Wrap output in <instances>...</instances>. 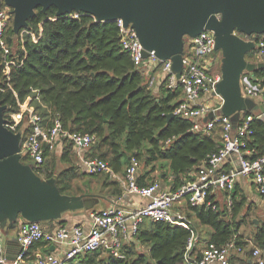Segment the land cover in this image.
Here are the masks:
<instances>
[{"label": "trees", "instance_id": "16d2710c", "mask_svg": "<svg viewBox=\"0 0 264 264\" xmlns=\"http://www.w3.org/2000/svg\"><path fill=\"white\" fill-rule=\"evenodd\" d=\"M236 33L254 41L264 37V34ZM187 40L188 37H184L185 45ZM5 41L11 50L9 57H17L19 65L10 67L8 82L12 88H9L0 51V87L3 88L0 101L7 105L4 118L13 120L12 113L20 110L18 103L33 107L45 126L58 116L63 128L96 136V142L86 149L85 157L103 160L118 173L124 172L131 156L151 165L138 175L139 185L154 181L150 176L154 170L153 162L166 160L172 175L169 185L175 189L193 179L192 173L197 166L222 145L221 124H216L206 135L190 131L192 123L188 119L176 115L167 119L166 115L182 99V89H170L162 81L159 94L153 93L143 68L135 66L130 54L122 47L116 21H96L91 15L74 12L57 16L55 6L45 11L38 7L27 27L18 34L13 32L10 20ZM252 74L256 77L264 75V66ZM244 114L253 112L245 111ZM250 126L253 133L248 148L255 150L251 157L264 156V120L254 117ZM15 131L21 132V141L26 137L30 131L26 117ZM167 140L169 142L165 143ZM59 145L52 150L44 146L40 164L26 155L21 156V161L30 164L42 178L55 176L61 193L75 195L72 181L79 172L77 165L72 163V145L66 140ZM57 153L68 166L55 173L48 160ZM101 185L108 189L105 193L108 196L120 197L123 193L118 181L111 178L109 182L102 181ZM258 195L264 199V195ZM231 197L230 209L189 204L182 208L191 220V230L200 235L199 225L209 228L203 246L207 242L223 245L233 237L238 243L246 244L239 234L240 224L246 216L240 215L245 197L235 188ZM58 222L64 223L63 220ZM190 229L145 219L139 225L136 239L123 245V258L97 250L81 256L79 264H187L184 252ZM252 240L264 251V221L257 225ZM137 243L145 245L147 252H138ZM200 250L195 245L190 254L199 257Z\"/></svg>", "mask_w": 264, "mask_h": 264}, {"label": "built area", "instance_id": "2783aa9c", "mask_svg": "<svg viewBox=\"0 0 264 264\" xmlns=\"http://www.w3.org/2000/svg\"><path fill=\"white\" fill-rule=\"evenodd\" d=\"M218 16V15H217ZM12 19L7 6L0 7V51L3 57V72L9 84L10 67L19 65L17 57L10 58L11 50L5 41V30ZM120 31L122 47L130 54L135 66L151 67L158 61L153 51L147 59L142 57V46L130 26H124L122 20H116ZM33 39H35L32 34ZM254 41V40H253ZM257 55L264 61V37L254 41ZM215 37L211 30H203L194 37H188L183 52V67L176 78L171 72V61H160L159 70L164 75L168 88L182 89V99L172 111L173 115L188 119L192 124L190 131L210 134L216 124H221L222 145L219 149L202 161L193 179L186 181L175 189L170 185L161 186L159 181L148 185L137 183L140 162L135 156L129 158L124 173L118 178L123 192L139 196L143 202L136 207L127 208L109 205L100 210L89 212V227L81 224H59L52 229L44 228L40 222L20 220L17 225L16 240L19 249L11 259L6 257L3 244V233L0 229V264H79L81 256L100 250L123 258L122 247L136 239L139 225L145 220L165 221L172 225L190 229L191 220L183 212L182 203L191 206L218 207V195L223 193L224 204L230 209L231 193L235 188L239 175L248 177L254 183L258 194L264 195V156L251 157L254 149L248 148L253 131L250 123L254 117L264 114V75L260 77L241 76L242 95L257 100L260 112L256 116L241 114L235 133H232L231 120L218 114L222 99L213 94L215 85L221 78L220 70L215 68L218 57L215 55ZM251 77V78H250ZM3 91V88L0 87ZM14 92V91H13ZM16 95V93L14 92ZM217 95L214 103H201L202 95ZM20 110L12 113V119H5V125L15 131L25 115L29 133L21 141L20 153L26 155L36 164L43 162L44 146L52 150L58 147L62 140L70 142L86 173L101 171L111 172L110 166L97 158H86L84 151L97 138L88 132H71L62 127L58 116L51 119L45 126L42 117L33 107L18 103ZM212 112L213 118L205 120ZM204 118V119H203ZM167 140L165 143H168ZM238 160V168L234 161ZM225 163L232 167L225 168ZM172 180V179H171ZM212 199L214 203H211ZM185 205V204H184ZM187 240L184 261L187 264H229L231 253L243 254L249 251L253 264H264V251L245 239L246 244H240L233 237L223 245L207 242L200 250L199 257H193L190 252L198 242V233L191 230ZM39 245L38 250L32 247ZM50 246L62 248L60 254L48 250ZM41 248L45 250L42 251Z\"/></svg>", "mask_w": 264, "mask_h": 264}, {"label": "water", "instance_id": "95a60500", "mask_svg": "<svg viewBox=\"0 0 264 264\" xmlns=\"http://www.w3.org/2000/svg\"><path fill=\"white\" fill-rule=\"evenodd\" d=\"M1 4L12 14L15 34L27 27L38 7L45 11L55 6L57 16L74 12L91 15L96 21L120 19L135 31L143 59L153 51L158 58L155 67L160 61L170 60L176 78L183 67L184 37L211 30L214 50L221 53V78L213 93L222 99L217 113L228 117L232 130H236L242 113L252 111L256 116L260 112L253 99L242 95L241 76L262 68L264 63L247 61L246 54L256 51L255 42L236 32L264 34V0H0ZM6 108L0 101V229H15L19 219L45 222L61 219L71 211H94L103 196L61 193L55 176L42 178L30 164L21 161L22 134L5 125ZM166 116L169 119L173 113ZM212 118L210 112L205 120ZM258 118L264 120V114ZM234 163L238 168V160Z\"/></svg>", "mask_w": 264, "mask_h": 264}, {"label": "crops", "instance_id": "0c3cea01", "mask_svg": "<svg viewBox=\"0 0 264 264\" xmlns=\"http://www.w3.org/2000/svg\"><path fill=\"white\" fill-rule=\"evenodd\" d=\"M246 59L249 62H256V63L263 62L264 63V61L257 55L256 51L254 54H252V58H246ZM156 68L157 67H155V66H151V67L145 66L143 70L145 71L144 73L146 74V78H147L146 81L148 83V86L151 88V90L153 91L154 94L158 95L160 87H161V82L164 81V75L161 73V71L159 69L157 70ZM242 76H244V77H248V76L253 77L254 76L255 77V75L252 74V72H245ZM210 98H211L210 96L204 94L201 96L199 101L201 103H209ZM216 101H217V99L213 100L212 103H214ZM254 101L256 104H258L257 100H254ZM58 146H60V145H58ZM57 148H59V147H57ZM85 152H86V150L84 151V156H85ZM76 159H77V157H76ZM164 161H166V160H164ZM154 163H156L155 166H157V168L154 167ZM152 166L154 167V170L150 173V176L153 178V180L155 181V177H156V179H159L158 181L161 183L162 187L168 185L172 179V175H170V172L167 168L168 161H166V163H162V160H158V161L153 162ZM81 167L83 168V172H85L82 164H81ZM160 167H162L163 172H159ZM230 167H232V165L230 163H225V168L228 169ZM143 170H144V167L143 168H142V166L139 167L138 175L141 172H143ZM87 174H89V173H87ZM121 174L122 173H120V172L118 173V172L113 171L112 168H111V172H109L110 178L118 181L119 184H120V181L118 180V178L122 176ZM164 174H166V176H164ZM105 189H107V188H102V191ZM235 189L238 191V193L240 195H242L244 197L249 196V200H253V201L258 200L257 197H259V195L256 191V187H255L254 183L252 182V180H250L248 177H244V176L239 175L236 179ZM83 193H93V194H98V195H101L104 197V198H101L98 202V204L101 203L100 206L96 207L98 204L95 205L94 209H97V210L103 209L109 205H117V206H123V207H127V208H133V207H136L143 202V199L140 198L139 196H136V195H133L130 193H125V192H123L120 197H113L111 195L108 196L105 194L106 192H94L93 190L83 192ZM247 199H248V197H247ZM224 201H225V199H224L223 193H220L218 195V201H217L218 205L220 207L225 206ZM184 204L186 205V203H184V202L182 203L183 207L185 206ZM246 207H247V209L249 208V203H247ZM90 211L91 210H83L82 209V210L67 212V213L62 215L61 219H58V220H63V222H64L63 224H65V225L81 224L83 227L88 228L89 223H90V218H89V212ZM20 220H22V219H19V221ZM58 220L45 221V222H42V225H44L47 229H52L55 226L60 224L58 222ZM16 232H17V226L15 229H13L11 235H4L3 234V244H4V248H5V253H6V257L9 259L14 257V255L16 254V252L19 249V245H18V242L16 240ZM243 238L253 242V240H252L253 238L252 239L248 238V237H243ZM206 239H207V237L205 235L204 236H201V234L198 235V242L196 243V248L198 250H200L202 247H204L203 243L206 242ZM39 245L40 244L33 246L32 250H38L40 248ZM51 247H53V248H51ZM41 249H42V251L45 250L44 248H41ZM48 250L60 254L62 251V248H60L58 246L57 247L56 246H50L48 248ZM212 264H218V263H212ZM229 264H253V263H252V259L250 257L249 251H246L243 254L231 253L229 255Z\"/></svg>", "mask_w": 264, "mask_h": 264}, {"label": "rangeland", "instance_id": "374dc122", "mask_svg": "<svg viewBox=\"0 0 264 264\" xmlns=\"http://www.w3.org/2000/svg\"><path fill=\"white\" fill-rule=\"evenodd\" d=\"M250 53L251 52L247 53L248 56L246 58H252V53L251 54ZM215 55L219 58L215 64V68L217 70H220L221 53L219 51H216ZM217 98H218L217 95H212L210 100H209V103H212V101L217 99ZM24 117H25V115L23 116V118ZM232 133H235V129L232 130ZM74 155H71L72 163L77 165L79 176L76 177L72 181V192H75L76 194H80V193L91 191V190H93L94 192H106V191H108V189H105L102 191L101 183L104 180L107 182L110 181L109 172L101 171L99 173H96L95 175L87 174V173L83 172V168L81 167V163L78 160V158L76 159L75 153H74ZM48 161L50 162L49 167H51L55 173L59 172L64 167L68 166V164L66 162L60 160V155L58 153L54 157H51L50 160H48ZM162 163H166V161L162 160ZM155 165H156V163H154V167L157 168V166H155ZM141 166H142V168L144 167V169L151 167V165H149V166L146 165L142 159L140 160V167ZM161 171H163L162 167L159 168V172H161ZM123 173L124 172H122L121 175H123ZM158 180L159 179H156V177H155V181H158ZM247 197H248V199H247ZM257 198H258V200L253 201V200H249V196H245V203L243 205V208L241 210L240 215L246 214V216H245V220L240 224V227H239V234L242 235L243 237H248V238L252 239L253 233H254L257 225L264 221V199L260 196ZM247 203H249L248 209L246 207ZM100 205H101V203H99L96 207H98ZM254 220H256L257 222L255 223ZM43 227L46 228L44 225H43ZM207 229L209 230V228L207 226H204V225H199V227H198V230H199V233L201 234V236H204L206 234ZM1 231L4 235H11L13 229H9V230L1 229ZM136 250L138 252L139 251L140 252H147V247L145 245L137 243L136 244Z\"/></svg>", "mask_w": 264, "mask_h": 264}]
</instances>
